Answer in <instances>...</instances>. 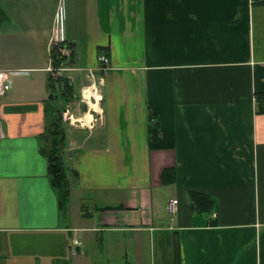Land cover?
Instances as JSON below:
<instances>
[{
	"label": "crops",
	"instance_id": "obj_1",
	"mask_svg": "<svg viewBox=\"0 0 264 264\" xmlns=\"http://www.w3.org/2000/svg\"><path fill=\"white\" fill-rule=\"evenodd\" d=\"M254 1L0 0L2 24L14 27L0 29V71L7 84L19 76L0 100V235L48 234L69 247L96 237L101 247L100 234L124 233L139 247L168 244L170 264H264V0ZM55 50L94 124L62 122L65 213L39 152L59 101L50 100ZM86 256L70 252V263Z\"/></svg>",
	"mask_w": 264,
	"mask_h": 264
},
{
	"label": "rangeland",
	"instance_id": "obj_2",
	"mask_svg": "<svg viewBox=\"0 0 264 264\" xmlns=\"http://www.w3.org/2000/svg\"><path fill=\"white\" fill-rule=\"evenodd\" d=\"M59 8H62L61 5L59 6ZM63 11L64 6L62 11L60 10L62 16ZM60 24L61 16L59 15L57 29L60 28ZM2 25L5 29L14 28L11 27V24L9 22L5 21V23L2 24L0 20V29L2 28ZM52 27L54 29L55 23ZM20 31L21 29L20 27H18L13 32L18 34L20 33ZM13 46L15 45L12 44V47ZM16 54L17 56L22 55L19 52L12 51L10 53V56H15ZM0 64L6 65L2 55H0ZM65 72L63 71L62 75L60 74L58 76L56 70H54L53 73L50 72V78L56 81L64 77ZM66 74L67 72L65 73V75ZM18 77L19 76L14 73V71L13 74H9L7 86L9 87V85H11V88H14L19 80ZM79 81L75 82L74 88L75 91L80 94L81 90ZM68 96L69 97L67 101L69 102L67 104L71 107H66L67 104H64L65 102L62 99H58V105H56L58 106L57 108L60 111V116L63 118V124H71L70 117L80 118L83 115H88L89 113V110L83 106L84 104L79 102L82 99V94L78 97L73 90L72 94ZM61 202L63 204V208L61 211L62 213H65L66 202L64 199H61ZM0 239V250L3 249L2 251L5 256V258H3L2 260L0 259V264H71L70 252H76L74 244H71L69 247V242L66 241V238L63 237V240L62 237H55L48 234H14L11 232H7L1 234ZM82 239V246L79 252L81 253V251L84 250L91 257L90 258L89 256H86L89 264H127L126 260L122 257V255L125 253H129L131 262L135 261L136 258H139V264H161L163 260L161 256L168 255L164 257L165 259L163 262L170 264L172 260V254L174 253L173 248L168 244L159 245L157 244V242H155V244L149 245L147 241H145L144 244L139 247L133 241L132 237H130L129 235H125L124 233L105 232L103 234H100L99 239H103V244L101 247L99 246L100 242L97 241L96 237L84 236ZM130 240H132V245L128 243L130 242ZM110 241H112L113 243L116 241L115 249L109 244ZM59 252L62 253V260H58L56 257ZM63 252H66V256H64ZM1 256L2 254L0 253V257Z\"/></svg>",
	"mask_w": 264,
	"mask_h": 264
},
{
	"label": "trees",
	"instance_id": "obj_3",
	"mask_svg": "<svg viewBox=\"0 0 264 264\" xmlns=\"http://www.w3.org/2000/svg\"><path fill=\"white\" fill-rule=\"evenodd\" d=\"M254 3H263V1L255 0ZM57 51L58 50H55V55L52 57V67L54 70L64 68L66 64H68L66 63L67 55L61 54ZM49 83L51 88L50 100L57 101L58 99H62L65 102L64 104H67L69 102L67 101L69 97L68 95L72 94L74 90L71 86H69L68 80L60 78L57 81H54L50 78ZM256 102L257 113L264 114V93L257 94ZM54 109L55 110L52 114H48L47 112V127L44 133L39 137V152L47 159L48 174L53 187L58 193L59 199L65 200L67 196H69L70 190L66 179L63 159L65 148V136L64 129L62 127L63 118L60 116L58 108L56 107ZM166 177L167 176H165V178ZM191 199L193 205L195 204L198 211L205 212L209 210L207 197L192 193Z\"/></svg>",
	"mask_w": 264,
	"mask_h": 264
},
{
	"label": "built area",
	"instance_id": "obj_4",
	"mask_svg": "<svg viewBox=\"0 0 264 264\" xmlns=\"http://www.w3.org/2000/svg\"><path fill=\"white\" fill-rule=\"evenodd\" d=\"M57 30H58V29H57ZM62 54H63V53H62ZM64 54H65V52H64ZM99 61H100L102 64H104V65L108 64V62H109L108 58H107L105 55H101V56L99 57ZM51 66H52V65H51ZM63 70H64L63 68L56 70L58 76L60 75V72H62ZM48 71L51 72V73H53L54 68L50 67ZM52 75H53V74H52ZM54 76H55V75H54ZM56 81H57V80H56ZM7 89H8V86H7L6 75H5L4 72H1V71H0V100H1V98H3V96H5V94H6V92H7ZM87 89H88V88H87ZM89 90H91L92 92L98 94V93H97V90H96V91H95V90L93 91V89H91V88H89ZM83 97H84V92H83ZM92 97H93L94 100H96V97H95L94 95H93ZM84 100H85V99H84ZM84 100H82V101H84ZM85 101H86V100H85ZM90 112H91V111H89L88 114H90ZM86 115H87V114H86ZM86 115H83V117H85ZM70 123H71L73 126H77V127H80V128L92 129V128L94 127V124H93L92 120H91L88 124H86V123H84V122H81V120H79L78 117H75V118H74V117H70ZM178 204H179V201H178V200H172V201H170V203H169V205H168V213H169L171 216H173V217L176 215V213H177V211H178ZM172 220H173V219H172ZM73 244H74V247L76 248V252H79V250H80V248H81V246H82V243L79 242L78 240H74ZM76 252H74V253H76Z\"/></svg>",
	"mask_w": 264,
	"mask_h": 264
},
{
	"label": "bare ground",
	"instance_id": "obj_5",
	"mask_svg": "<svg viewBox=\"0 0 264 264\" xmlns=\"http://www.w3.org/2000/svg\"><path fill=\"white\" fill-rule=\"evenodd\" d=\"M93 95L96 97V100L100 99V94H96V93L92 92L91 90L86 89L85 92H84V99L89 103L91 110H94V109L98 110V107L95 104V102H93V100H92L93 103L90 101V97L93 96ZM90 118H91V116L88 114L83 119L79 118V120H81V122H84V123L88 124L91 121Z\"/></svg>",
	"mask_w": 264,
	"mask_h": 264
}]
</instances>
